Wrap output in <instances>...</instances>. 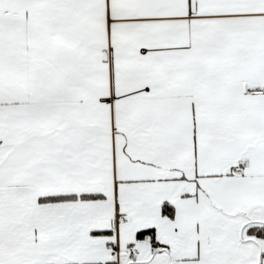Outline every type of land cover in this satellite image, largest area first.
I'll return each mask as SVG.
<instances>
[{
  "label": "snow or ice",
  "instance_id": "obj_1",
  "mask_svg": "<svg viewBox=\"0 0 264 264\" xmlns=\"http://www.w3.org/2000/svg\"><path fill=\"white\" fill-rule=\"evenodd\" d=\"M0 264H264V0H0Z\"/></svg>",
  "mask_w": 264,
  "mask_h": 264
}]
</instances>
